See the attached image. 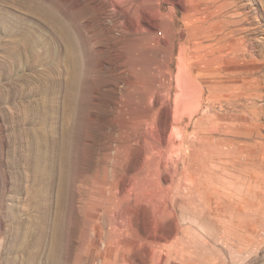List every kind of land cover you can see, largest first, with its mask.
Wrapping results in <instances>:
<instances>
[{"label": "rangeland", "instance_id": "obj_1", "mask_svg": "<svg viewBox=\"0 0 264 264\" xmlns=\"http://www.w3.org/2000/svg\"><path fill=\"white\" fill-rule=\"evenodd\" d=\"M0 264H264V0H0Z\"/></svg>", "mask_w": 264, "mask_h": 264}, {"label": "bare ground", "instance_id": "obj_2", "mask_svg": "<svg viewBox=\"0 0 264 264\" xmlns=\"http://www.w3.org/2000/svg\"><path fill=\"white\" fill-rule=\"evenodd\" d=\"M61 36H62V38L64 37L65 39H67V34H66V32H64V31H62V33H61ZM72 43V42H71ZM71 43L70 42H67V52H68V55H69V59H70V61L72 62V67L74 68H76V69H79L80 67L79 66H81V63L80 62H78V60L80 61V59H78V52L77 51H79V50H77L76 51V46H74V45H71ZM74 44V43H73ZM200 44V46L202 45V43H199ZM199 44L197 45V46H199ZM204 45V44H203ZM23 46V45H22ZM75 47V48H74ZM211 49V48H210ZM32 50V49H31ZM200 50H202V49H200ZM29 51V50H28ZM182 51V50H181ZM202 52V51H201ZM20 53V52H19ZM199 53V52H198ZM183 54V53H182ZM19 55V54H18ZM180 56H182V55H180ZM201 56V55H200ZM79 58H81V57H79ZM186 58H187V56H186ZM201 58V57H200ZM13 59V58H12ZM15 59H16V57H15ZM14 59V60H15ZM82 59V58H81ZM17 60V59H16ZM180 60V59H179ZM181 62L183 63V61L181 60ZM78 63H80V64H78ZM76 65H79L78 67L79 68H77L76 67ZM184 65V64H183ZM182 67H184V66H182ZM75 69V71L76 72H74L73 71V73L75 74L76 73V75H77V70ZM72 70H74V69H72ZM181 70V69H180ZM79 72H80V69H79ZM78 72V73H79ZM71 73H72V71H71ZM70 73V74H71ZM181 73H184L183 75V80H185L186 79V84H188L190 87H191V89H193L194 88V90H196V92H197V94H198V97H200L201 95H202V93L204 92V87H203V85H201L194 77H193V75H192V73H191V71L189 70V71H187L186 70V68L184 67L183 68V72L181 71ZM77 76H79V75H77ZM76 76V77H77ZM72 77H73V74H72ZM71 77V79H73ZM74 78V79H76L75 81H77L78 80V78ZM75 81H72V83L74 82L75 83ZM78 82V81H77ZM248 84H251V82H249ZM72 85V84H71ZM74 85H76V83L74 84ZM73 85V86H74ZM76 86H78V85H76ZM70 87H72V86H70ZM182 87V86H181ZM186 87V86H185ZM72 88H74V87H72ZM71 88V89H72ZM70 89V90H71ZM182 89V88H181ZM72 91H73V89H72ZM71 91V92H72ZM192 91V90H191ZM71 92H70V95H71ZM75 92H76V90H75ZM184 92V91H183ZM68 94H69V92H68ZM69 95V96H70ZM185 95V94H184ZM195 96V95H194ZM76 97V96H75ZM77 97H78V95H77ZM184 97V96H183ZM191 97V96H190ZM189 97V99H191ZM71 98V97H70ZM201 98V97H200ZM199 98V99H200ZM185 99V98H184ZM193 100V99H192ZM197 100V99H196ZM77 102V101H76ZM75 120V119H74ZM73 123H74V121H73Z\"/></svg>", "mask_w": 264, "mask_h": 264}]
</instances>
